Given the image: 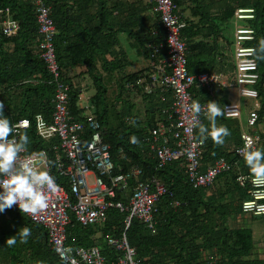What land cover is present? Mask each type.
I'll list each match as a JSON object with an SVG mask.
<instances>
[{
	"label": "trees",
	"instance_id": "obj_1",
	"mask_svg": "<svg viewBox=\"0 0 264 264\" xmlns=\"http://www.w3.org/2000/svg\"><path fill=\"white\" fill-rule=\"evenodd\" d=\"M47 2L52 9L57 29L55 47L62 69V81L71 83L68 79L69 69L85 68L93 83L89 87L95 90L91 106L105 129L103 135L111 148L114 174L126 173L139 167L143 170L140 182L158 181L165 184L175 193V200L181 203V207L176 209L174 199L162 198L158 203L159 212L154 230L146 228L139 220H133L126 235L130 246L137 251V259L144 264H264V256H260V246H264V215H247L242 209L243 202L250 198V187L240 186L237 178L240 175L253 177L243 159L231 158L230 154L224 153L223 146H215L211 142L207 145L205 142L200 160L202 172L224 157L236 163L232 170L218 177L216 186L211 189L197 190L189 185L185 161L157 169L156 158L151 152V131L158 127L159 122H169L167 112L170 111L174 97L173 93L160 90L146 94L144 88L147 84L136 85L141 78L146 83L150 82L153 67L168 57L166 32L160 16L154 12V3L150 0ZM109 2L111 9L108 8ZM173 2L182 9L186 23L182 37L188 46L189 67L197 62L194 58L196 46L193 38L200 32L191 17L201 16L203 21L218 31L220 26L230 24L237 9L253 8L255 20L248 24L256 32V41L252 46L256 48L258 41L264 38V0ZM186 11H190L192 16H184ZM7 18L20 25V30L11 37L3 34V23ZM38 31V13L34 0H0V92L3 104L7 107L6 111L3 109V114L12 124L21 119L31 121V128L25 132L29 137V153L48 149V142L40 141L37 137L36 118L42 115L46 121H51L56 95L54 78L40 58ZM122 34L132 39L138 57L149 62L146 69L127 74L125 69L130 66V61L126 56L118 58L113 52L111 57L116 60L108 61L105 47L114 48L119 45L118 38ZM156 50H160L157 61L152 58ZM99 61L102 64L100 68ZM256 62L260 79L255 88L262 101L259 124L264 120V60ZM114 78L120 93L111 102L106 85ZM77 82L80 84V78ZM69 85L72 88L71 113L76 120L83 121L85 112L78 105L81 90L73 84ZM127 85L133 86L127 88ZM133 96H137L143 104L142 109L136 112ZM163 96H166L165 101L162 100ZM132 137L137 138L138 143H132ZM121 199L125 200L119 194L117 200ZM108 215L106 224L90 227L81 226L72 217V224L68 228V244L84 248L100 246L105 249L104 255L110 256L111 250L105 238H118L125 233V215L117 210L109 211ZM255 221L262 223L254 227ZM23 227L31 229L27 242H20L17 236V243L8 246L7 239L16 236ZM256 228H263L259 238L255 235ZM0 264L65 263L49 245L47 231L12 207L0 213Z\"/></svg>",
	"mask_w": 264,
	"mask_h": 264
},
{
	"label": "built area",
	"instance_id": "obj_2",
	"mask_svg": "<svg viewBox=\"0 0 264 264\" xmlns=\"http://www.w3.org/2000/svg\"><path fill=\"white\" fill-rule=\"evenodd\" d=\"M37 6L40 58L45 62L47 70L54 78L56 95L53 99L54 113L51 121L42 115L36 118L37 137L48 142V149L21 154L22 162L31 163L37 171H48L54 178L59 190L48 193V208L37 216L23 213L32 223L43 227L49 238V245L65 264H144L137 259V251L131 247L126 232L133 220H139L146 228L154 230L157 225L156 215L158 203L162 198L174 199V207H181L175 200V193L165 184L155 181L140 182L143 170L134 167L130 171L114 174L111 148L104 139V127L94 114L83 91L80 93L79 107L85 112L84 120H76L70 110L72 88L62 81V69L56 56L55 41L57 29L52 18V9L47 0H34ZM154 3V12L160 16L161 24L166 32L168 57L160 60L153 67L151 81L139 79L137 86H145L146 94L155 90L173 93L174 102L170 107L169 122L160 123L151 131V152L156 158L157 169H164L179 161L187 163L186 176L193 189H211L218 177L232 170L233 166L225 159H219L201 171V156L205 144L199 143L197 130L191 127L192 92L202 87H209L219 82L217 75H192L188 69V46L182 32L186 28L182 9L173 0H150ZM9 12L7 11V14ZM255 18L254 9H238L235 13L237 21H249ZM20 25L11 19L3 23V34L14 36ZM255 39V32L250 28L239 27L236 31V78L235 86L240 98L258 100L259 93L255 86L259 82L258 64L246 46ZM160 50L152 54L157 61ZM133 85H127V88ZM165 101V98H162ZM0 103H3L0 92ZM206 107L205 105H202ZM4 110L7 107L4 106ZM226 118H242L240 102L226 104L223 108ZM260 115L253 111L247 119V125L255 128ZM202 123V114L200 116ZM16 131L27 132L32 123L29 119H21L13 124ZM19 139L18 136H16ZM263 137L242 133L241 144L234 150L240 158L239 150L245 143L252 142V150L260 148ZM240 186L249 185L250 198L243 202L242 209L247 215H264V183L254 181V177L240 175L237 178ZM133 183V187H132ZM2 191V189H0ZM125 200H117L118 195ZM117 210L125 215L123 221L125 233L121 237H106L107 246L114 253L107 257L98 247L76 248L68 244V228L72 224V216L83 227L104 225L108 221L109 211Z\"/></svg>",
	"mask_w": 264,
	"mask_h": 264
},
{
	"label": "crops",
	"instance_id": "obj_3",
	"mask_svg": "<svg viewBox=\"0 0 264 264\" xmlns=\"http://www.w3.org/2000/svg\"><path fill=\"white\" fill-rule=\"evenodd\" d=\"M108 8L111 9L110 2L108 5ZM116 14L117 12L114 11V15ZM184 16L191 17L192 14L190 11H186L184 13ZM191 19L193 23L197 25V28L200 32L193 38V41H194L193 43L196 46V49H195L196 54L194 58L197 60V62L195 60L196 63L193 65L191 63L192 66L189 67V59H188V69H190L189 71L192 75L208 74V75H217L220 77V80L218 83L212 84L209 87H202L201 89L194 90L192 92L193 98L195 101H199L201 105H205V104L207 105L209 101L215 102L222 109V112L226 104L238 103V102L241 103L243 113H242V118L240 120L226 118L224 116V113L223 115L217 117L216 119L217 126H220V125L226 126L231 132V135L226 138L224 144L222 145L224 148V153L230 154L232 156V157L230 156L231 158L237 157L241 161L243 158L236 156L234 154V150L237 146H239V144H241L242 133H249L256 137H263L264 135V120H261V122L255 128L247 127L249 130L240 128L241 126L240 123L242 122L243 119H245L243 118L244 116H247V119H248V117L253 111L258 112L260 115L261 108H262V101L260 97H258V100H254L256 102V105H254L253 109L246 111V109L249 108V103L245 101L246 99H242L239 97L237 87L235 86V78H236L235 33L239 27H248V24H250V21H237L234 15V18L231 20L230 25H233L235 27V33H234L233 41H230L226 37V34L223 30L224 25L218 28V31H219L218 32V31H215L214 28L210 27V25H208L209 23L207 24L205 21H203L201 16L191 17ZM254 20H251V22ZM118 39H119V45L114 46V48L105 47L104 49L105 55L108 54L107 55L108 61H111L113 59L116 60L115 57H113V59L111 57V53L113 52L114 54H116L118 58L121 56H126L127 60L130 61L131 64L129 67L125 69V72H130L131 70L137 67H139L140 68L139 71H141V70L146 69L149 66L148 61H146L142 57H138L136 51L134 50V45H133L131 38H128L126 34H122V35H119ZM255 41H256V35H255V40L253 42ZM253 42H249L246 45L250 47H254L252 46ZM101 65H102L101 62L99 61V68L101 67ZM79 78H80V84L77 82ZM68 79H70L69 81H71V83L69 84H73L75 88H78V90L80 89L81 91H83L85 97L88 100H90V103H91V97L95 95V90L94 88L90 89L89 86H85V84L87 83L86 81L87 80L90 81V77L86 74L85 68L83 69V67H75V68L69 69ZM106 86L108 88V97L109 95L115 94L114 91H118L117 92L118 94L120 93V89L117 85V82L115 81V78L112 79L111 83H109ZM91 90L94 91V94L92 96H88L86 93H88V91H91ZM163 97L165 98L166 96H163ZM79 98H78V103H79ZM247 100H252V99H247ZM136 111L138 110L135 109V112ZM208 122L209 121L205 118V115L202 113V124L209 125ZM160 123L162 122H159V124ZM209 142L213 143L210 138L206 141V144L208 145ZM259 149H264V140H262V142L260 143ZM226 160L228 161V159ZM228 162L233 166V168L235 167L236 163H231L230 161ZM105 241H106V238H105ZM74 247L81 248V246H74ZM98 248L102 251V253L105 250L103 247H100V246H98ZM113 255L114 253L111 251L110 256L109 255H105V256L111 257Z\"/></svg>",
	"mask_w": 264,
	"mask_h": 264
},
{
	"label": "clouds",
	"instance_id": "obj_4",
	"mask_svg": "<svg viewBox=\"0 0 264 264\" xmlns=\"http://www.w3.org/2000/svg\"><path fill=\"white\" fill-rule=\"evenodd\" d=\"M244 28L252 29L251 27ZM248 51L255 60H264V38L258 41L256 48L253 47ZM3 109L4 104L0 103V189H2L0 191V213L11 209L13 205H18L21 212L37 216L48 208L47 194L57 192L59 186L48 171H37L31 163L21 161V154L27 152L29 137L27 133L21 134L16 131V127L9 118L4 116ZM190 109L192 112L191 127L197 130L199 143L203 144L210 138L214 145L222 146L231 132L226 126L216 124L217 117L223 115L218 104L209 101L205 107L199 101L194 100ZM202 113L209 121L207 126L200 122ZM131 142L135 144L138 140L132 137ZM251 145V141L245 143L239 152L245 166L254 177V181L264 183V149L252 150ZM30 235L31 229L23 227L16 236L7 239L6 244L10 247L14 246L17 243V236L20 242L26 243Z\"/></svg>",
	"mask_w": 264,
	"mask_h": 264
},
{
	"label": "rangeland",
	"instance_id": "obj_5",
	"mask_svg": "<svg viewBox=\"0 0 264 264\" xmlns=\"http://www.w3.org/2000/svg\"><path fill=\"white\" fill-rule=\"evenodd\" d=\"M187 15V14H186ZM220 23V22H219ZM230 24H224V26H223V30H224V32H225V34H226V37L228 38V40H230V41H233V38H234V33H235V27L233 26V25H230ZM130 52H131V50H130ZM129 53V52H128ZM130 54V53H129ZM151 65V64H150ZM140 70V68L139 67H137V68H134L133 70H131L130 72H126L127 74H135V72H138ZM132 72V73H131ZM87 83L85 84V86H89V85H92L93 86V83L91 82V81H89V80H87L86 81ZM106 82H107V80H106ZM112 92V91H111ZM115 92V94H113V95H109V100L111 101V102H113L115 99H116V97H117V95H118V91H114ZM88 96H92L93 94H94V91L93 90H91V91H88V93H86ZM244 99H246V98H244ZM245 101H247L248 103H249V108L248 109H246V111H248V110H252L253 109V107H254V105H256V102L254 101V100H245ZM133 103L135 104V109L136 110H139V109H142V107H143V104H142V102H140V100H138V97L137 96H133ZM243 118H245V119H243L242 120V122L240 123L241 124V126H240V128L241 129H245V130H249L247 127H248V125H247V116H244ZM216 186V185H215ZM260 223H262L261 221H255V223L253 224V226L255 227V226H258V225H260ZM247 227H249V225L247 226ZM263 228H256V230H255V235H256V237L257 238H259V237H261V232H263V230H262ZM103 241H104V239H103ZM260 249L262 250V252H260V256L261 257H263L264 256V246H260Z\"/></svg>",
	"mask_w": 264,
	"mask_h": 264
}]
</instances>
